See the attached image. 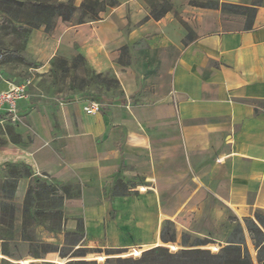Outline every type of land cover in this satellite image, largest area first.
<instances>
[{
  "label": "crops",
  "instance_id": "1",
  "mask_svg": "<svg viewBox=\"0 0 264 264\" xmlns=\"http://www.w3.org/2000/svg\"><path fill=\"white\" fill-rule=\"evenodd\" d=\"M171 1L178 16L155 20L145 0H118L99 20L59 17L50 32L34 27L26 39L24 54L38 68L82 53L120 81L102 100L79 92L53 105L30 91L18 102L21 123L6 126L15 141L8 133L0 152L33 175L80 183L61 218L89 247L141 239L143 249L154 247L169 220L181 233L226 244L243 217L264 210V0L249 29L244 14ZM188 30L195 37L185 43ZM125 44L130 65L118 62ZM93 100L101 110L90 113ZM8 118L0 111L1 123Z\"/></svg>",
  "mask_w": 264,
  "mask_h": 264
},
{
  "label": "rangeland",
  "instance_id": "2",
  "mask_svg": "<svg viewBox=\"0 0 264 264\" xmlns=\"http://www.w3.org/2000/svg\"><path fill=\"white\" fill-rule=\"evenodd\" d=\"M3 6L4 0H0V54L3 55L0 61V80L2 82L7 80L21 81L28 79L31 83L29 86V96L32 92V94L41 99L45 97L51 98L53 105L60 104L79 92L94 93L97 95V100L108 98L119 92V84H113L106 90V84L104 82H99L102 84L101 87L94 81L93 83L90 82L89 79H91L92 74L89 70H97L94 66H91L88 61L86 62L87 70L84 72V76L89 83L82 89L79 88V81L76 87L71 88L69 86V81L65 80L62 82L57 76L55 77L53 71L50 70L51 60L48 66L38 68V61L32 60L24 54L26 39L28 38L25 28L12 19L10 15L2 12ZM179 24L182 26L180 22ZM126 33L127 29L124 30L123 36H125ZM143 45H149V41H144ZM10 49H17L19 54H21L20 57H14L5 53L6 50ZM68 59L71 60L72 58ZM14 69H18V71H13ZM101 73L106 78L115 75L111 69ZM259 104L264 107V103L260 102ZM22 118L19 112L18 119L13 120L8 118V120H4L3 123L0 122V152L4 151L8 144V133L11 141H15L13 135L7 132L6 126L8 124H20ZM29 191L30 194L27 197ZM80 192L81 185L78 181H69L66 183L39 174L33 175L32 169H30L29 165L25 162L0 160V264H4V259L10 264H42V262L45 261L55 264L56 259L62 262L72 259L62 258L57 251L54 252V254H43L41 252L40 255L42 256L37 258L32 255V250L35 249L36 245H41L42 242L60 246L64 243L62 240L64 236L63 233L68 234L69 232H74L64 231L61 218L62 205L59 204V196H65V202L67 199L66 195L75 196L79 195ZM25 206L27 207V211H25ZM256 210L261 209H255L251 216L254 215ZM244 220L243 217L241 221L244 222ZM25 221H27L26 226H23V222ZM187 233L191 235V241L194 237L201 236L192 232ZM67 234L65 236V242L70 243L71 235ZM181 234L182 233L177 230L178 242H170L164 245L170 250L177 251L181 248L179 245L182 238ZM26 235L31 236L34 244H30L27 240L23 241L20 239L21 236ZM155 240L156 236L151 234L150 239L147 241L154 242ZM142 242L143 240L141 239L140 241L127 245L115 244L110 247L101 246V251L90 253L86 258L96 260L99 263L104 262L107 257L127 255L140 256L143 250L147 249H143ZM224 243L213 241V243H209L205 247L212 251H218L221 244ZM247 246L250 249L253 261L255 264H259V262H256V251L250 238H247ZM113 248H120L124 251L121 252V254L118 252L110 254L108 250ZM5 251H7L8 254H5ZM40 251L41 249L38 248V252ZM137 252H140V254H137Z\"/></svg>",
  "mask_w": 264,
  "mask_h": 264
},
{
  "label": "trees",
  "instance_id": "3",
  "mask_svg": "<svg viewBox=\"0 0 264 264\" xmlns=\"http://www.w3.org/2000/svg\"><path fill=\"white\" fill-rule=\"evenodd\" d=\"M151 7V12L148 17L155 20L161 19L167 12H174L178 16L177 10L171 0H145ZM260 0H254L252 5L231 4L218 0H190L189 5L200 7H210L222 9L223 11L241 13L247 16L246 29L253 26L254 16L257 12V5ZM118 5V0H81L77 3L76 0H4L2 12L10 15L17 23H20L28 36L34 27H43L48 33L54 27L56 20L61 17L72 24L91 22L102 18L103 13L108 6ZM188 28V26H187ZM195 34H191L188 30L185 43L192 41ZM120 58L118 62L122 65L131 64V47L128 44L120 47ZM8 55L20 57L17 49L6 50ZM87 59L82 53H78L71 60L62 56H55L50 62V70L53 71L62 82L65 80L70 82V87L74 88L79 81V88H84L90 82H99L106 84V90L113 84H119L120 81L115 75L105 77L101 72L92 69L89 72L92 74L91 79L86 80L84 72L87 70ZM90 95H94V93ZM30 191L27 193L29 196ZM67 198L70 197L66 195ZM60 205H63L65 196L60 195ZM25 211L27 207L25 206ZM244 223H238L231 231L226 244L221 245L218 251H212L205 247L209 243H213L207 237H194L191 241V235L187 232L181 234L182 238L179 243L181 246L177 251L170 250L166 245L170 242L177 243V230L173 222L166 221L160 231V236L163 244H158L154 247L143 250L140 256H113L107 257L104 262H97L93 259H87L86 256L90 253L99 252L101 248L89 247L84 243L83 232H69L71 235L70 243H65L62 247L53 245L47 242H42L41 245H36L32 250V255L40 258V253L58 252L62 258H72L65 264H255L253 261L250 249L247 246V238H250L256 251V262L264 264V211L256 210L253 216L244 217ZM27 221L23 222L26 226ZM21 240L29 241L34 244L30 235L21 236ZM77 246V247H76ZM38 248L41 249L38 252ZM111 251V252H110ZM123 249L113 248L108 250L110 254L123 252ZM5 254H8L5 251ZM140 254V252H137ZM4 264H10L7 260H3ZM40 264V263H31ZM42 264H52L51 262H42Z\"/></svg>",
  "mask_w": 264,
  "mask_h": 264
},
{
  "label": "built area",
  "instance_id": "4",
  "mask_svg": "<svg viewBox=\"0 0 264 264\" xmlns=\"http://www.w3.org/2000/svg\"><path fill=\"white\" fill-rule=\"evenodd\" d=\"M3 55L0 54V61ZM7 89L0 87V111L5 112L11 119L16 120L19 117L18 102L28 98L30 80L10 81ZM85 110L94 113L100 111V103L97 100L90 101Z\"/></svg>",
  "mask_w": 264,
  "mask_h": 264
},
{
  "label": "water",
  "instance_id": "5",
  "mask_svg": "<svg viewBox=\"0 0 264 264\" xmlns=\"http://www.w3.org/2000/svg\"><path fill=\"white\" fill-rule=\"evenodd\" d=\"M67 261L64 262V264L66 263Z\"/></svg>",
  "mask_w": 264,
  "mask_h": 264
}]
</instances>
